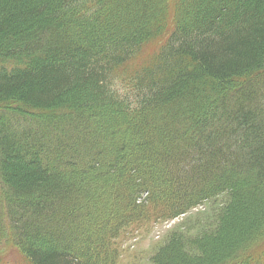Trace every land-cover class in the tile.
Returning a JSON list of instances; mask_svg holds the SVG:
<instances>
[{
  "label": "trees",
  "instance_id": "16d2710c",
  "mask_svg": "<svg viewBox=\"0 0 264 264\" xmlns=\"http://www.w3.org/2000/svg\"><path fill=\"white\" fill-rule=\"evenodd\" d=\"M223 195L152 262L264 264V0H0V228L30 264H111Z\"/></svg>",
  "mask_w": 264,
  "mask_h": 264
},
{
  "label": "rangeland",
  "instance_id": "374dc122",
  "mask_svg": "<svg viewBox=\"0 0 264 264\" xmlns=\"http://www.w3.org/2000/svg\"><path fill=\"white\" fill-rule=\"evenodd\" d=\"M14 1V0H12ZM17 2L21 0H16ZM13 38L8 39V43H12ZM158 46V44H157ZM140 61L146 60L153 52H157L156 43L145 47ZM120 87V85H118ZM248 186L252 184L247 181ZM91 183L82 182V189H87ZM105 192L97 194L96 200L105 199ZM145 196V195H143ZM226 200L223 195L213 201L204 203L190 210L188 213L181 215L171 220H158L146 223L144 225L131 224L123 229L119 237L113 241V252L115 253L112 258L114 259L111 264H154L151 260L153 253L171 236L173 233H181L183 236L198 235L201 231L210 228L214 215L209 210L213 206H219ZM250 209L254 211L256 208L254 204L250 203ZM99 208V207H96ZM246 213H241L237 217V228H232L233 235L240 228L243 222V217ZM6 217L2 218V222L6 223ZM5 226V225H3ZM92 227L90 223L85 221V228ZM5 229V228H3ZM93 229V228H92ZM94 230V229H93ZM7 231L0 228V264H30L27 258L20 252L13 242L8 240ZM237 239L239 236L236 237ZM234 238H228L227 241H236ZM108 264V263H107Z\"/></svg>",
  "mask_w": 264,
  "mask_h": 264
},
{
  "label": "bare ground",
  "instance_id": "6f19581e",
  "mask_svg": "<svg viewBox=\"0 0 264 264\" xmlns=\"http://www.w3.org/2000/svg\"><path fill=\"white\" fill-rule=\"evenodd\" d=\"M123 69V68H122ZM132 75V74H131Z\"/></svg>",
  "mask_w": 264,
  "mask_h": 264
}]
</instances>
